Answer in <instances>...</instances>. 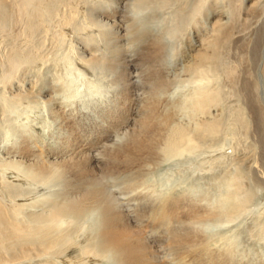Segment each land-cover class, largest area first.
Wrapping results in <instances>:
<instances>
[{"label": "rangeland", "instance_id": "obj_1", "mask_svg": "<svg viewBox=\"0 0 264 264\" xmlns=\"http://www.w3.org/2000/svg\"><path fill=\"white\" fill-rule=\"evenodd\" d=\"M85 1L88 3V6H91L90 4L94 5L98 0ZM247 1L207 0L203 9L194 16H192V13L195 3H193L194 6L192 4L187 6L184 16L173 15L174 10L179 11L175 3L169 4L164 9L158 7L153 9H145L144 7L134 8L133 6H128L127 10L120 8L118 14L112 16L113 19L110 17V20L112 19L111 21L109 20L110 22H120L128 26L127 22L132 21L135 17L138 24L139 22L144 23L146 21L144 24L148 28H155L159 31L161 29L166 32L167 28L170 27L169 32L165 33L169 44L166 49L159 53H151L148 49H144V43V45L139 44V47L137 43V46L136 44L133 45L130 39L131 35L123 34L121 44L124 56L128 62L127 67H129V84L123 83L115 72L110 71L105 66L97 63L90 65L81 60L80 56L83 54L87 57L93 53L95 54V52L99 56L108 55L107 50L102 47L106 43L104 44L100 40L98 29H94L95 31H93L94 40H87L85 36L81 37L77 34L81 33L82 36L84 35V31L79 29L85 20L84 17H78L76 20L73 37L69 34L67 35L68 37H62L60 31H58L59 27L56 26L58 15H48L44 21L45 23H42L45 24V27L41 24L40 27L27 29L25 28L27 16H24L23 21V16L19 15L13 6H6L3 12L0 13V201L9 207H20L19 218L23 217L22 221L31 224L39 223L37 222V217L49 215L50 210L57 203L64 200L65 196L61 194V191H66L69 186L65 184L60 185V176H36V166L42 164L56 167L61 160L69 159L78 153L102 150L105 144L112 142L116 137H120V140L123 139L122 141H127L133 134L132 129L135 123L145 115L149 109L150 102L156 96V99L160 98V105L162 104V107L160 106V113L161 110L162 113L167 110L175 112L174 115L177 119L176 123L179 122L178 125L185 124L186 127L192 128L197 124L196 122H200L203 119L217 118L220 123L219 129L213 135H208L203 139L200 138L196 143L186 145L184 147L185 151H174L176 154L173 152L168 155L169 157L166 158L168 160H165L159 167L152 169L148 173H145V175L140 174L138 176L140 180L136 175L125 178V181L120 178L119 183L118 180L114 183L111 177H105L104 181L105 183L107 182V188L117 207L123 208L122 210L131 215L134 226L142 230L148 240L157 242L154 248L157 249L156 258L161 264H174L175 262V264H178L177 261L174 262L172 260L174 255L168 254L172 250L170 246L162 241L160 243V237L164 233L165 229L163 228H165V225L162 223L164 220L160 222L159 220L161 219L152 215L153 211L155 212L157 208L154 206V202L156 201L153 198L150 201L147 197L148 194H151V189L163 182L167 187H174L175 195H178L184 187L185 189L188 188L190 194L188 195L195 198L194 200L199 204L198 213L203 214L205 212L204 209H213L219 205L226 206L227 195L234 188L231 183L234 181V178L243 175V182L247 186L246 195L249 197V201L246 207H244L247 210L243 209L232 222H226L225 218L208 219V222L204 221L202 226L205 225L204 227L205 229L207 228V231L213 229V232H217L215 237H217L218 243L211 245L213 249L220 247L219 250L221 252L225 251L224 253L228 256L231 255L233 250L232 256L229 257L231 258V262H233L232 264H264V181L257 183L256 179H254L252 170H255L258 164L255 163L253 167L250 166L252 163L251 157L254 155L253 149L257 145V141L254 138V133L252 134L253 127L247 130L245 125V117L242 113L245 103H242V100L240 101V96L238 91H236L235 71L233 70L234 66L238 68L240 65L247 63V49L244 46H238L235 40L232 39L226 43L228 45H223L221 48L223 52L221 49L219 50L220 58L218 59L221 60L216 59L213 62H207L202 67V70L196 71L197 73L194 70L190 71L186 69L188 61L185 58L189 54V48H191L188 45L189 42L192 41L193 44H199L201 39L212 37L213 23L216 19H221L232 32H238L244 36L245 34L249 35L257 24L264 25V6H262L264 5V0H257L256 6L258 7V12L252 14L248 12L249 1ZM59 3L58 0L53 2L54 5L56 4L55 6L61 5ZM60 8L62 9L63 7ZM102 8L103 6L99 10L101 11ZM128 17L132 18V20ZM98 19L105 20L104 16L103 18L96 16V20ZM18 21L20 23H17ZM105 21L103 22L105 23ZM147 23L149 24L147 25ZM18 24L23 25L19 26ZM46 27L49 33L44 29ZM104 29H109V26H104ZM66 30L70 33L71 28L68 27ZM111 33L112 31L109 30L108 35H110V38L114 35V31ZM182 33H184L188 43L179 51ZM75 34L77 35L75 36ZM53 36L56 38L54 39ZM27 37H31V39L28 40ZM20 40L23 42L21 43ZM30 41L31 44H29ZM106 42H110L109 45L112 44L111 39L106 40ZM26 44H29L27 48ZM73 44L79 47L84 46V48L86 47L89 50L86 49L87 51L82 54L72 50L73 53L71 52ZM23 46L24 49H22ZM40 46H42L45 52L41 51L40 53L39 50H42L38 48ZM16 48L18 49L17 52L19 51L16 58V62L19 64L18 73L16 72L15 76L9 81L6 76L11 73L14 65L10 54ZM23 50L24 53L28 54L27 56L25 53L27 57L23 55ZM101 50H106V52L104 51L103 53ZM262 53H264V49H262ZM21 54L24 57H20L22 56ZM163 79L170 81L164 86L160 83ZM36 87H39V89ZM29 88L36 92V94L42 90L45 94L43 96L42 92L38 93L39 96L34 95V97L30 98L31 101H28V97L25 98L24 95L28 92ZM204 88L205 90L209 89L208 92H204ZM211 90V93L215 96L214 103L212 104L211 102L208 110L204 112L199 109L197 100L205 94H210L209 91ZM18 94H21L23 98ZM163 104H165L164 107ZM122 107L123 111L121 110ZM120 115L123 116L121 117ZM118 116L119 118H117ZM249 119L251 118L249 117ZM109 138L111 141L108 140ZM25 144L30 145L33 150V153L28 156L21 154V148ZM18 160H20V163ZM258 171L260 176H262V169L259 166ZM127 179H131L133 184L130 181H126ZM137 179L138 182H134ZM136 184L138 185L137 187ZM129 192L131 193L129 194ZM22 194L24 195L22 196ZM75 195L76 192L71 193V196ZM141 195L146 196L142 197ZM244 195L245 193H242V196ZM135 196H141L139 200L143 201L140 202L137 200L138 197L136 198ZM13 198L18 201L16 202ZM144 198L147 201H144ZM129 200L131 201L129 202ZM11 201L12 203L15 201L16 204L10 205L11 203L9 202ZM21 202L23 203L21 204ZM147 203L149 204L147 205ZM139 204L141 205V209H139ZM199 206L203 207L200 208ZM146 208H149L147 210L148 213L147 211L145 213ZM137 210L140 211L137 212ZM149 210H152L150 215ZM136 212L137 214L135 215ZM97 213L99 212L89 213L90 215L88 214L78 219L77 223V219L72 220L69 218H65L67 220L63 219L64 223L61 221L60 225V222L57 223L56 228L60 227V230L63 229V231L66 228L68 229V233L67 230L66 233L68 240H70L68 242L70 245L66 244L70 248H66L68 246L66 244L61 245L59 248L57 247L59 250L55 249L47 254L49 257L44 255L39 259H34L32 264H35V261L39 264H44L43 260H48L45 264H48V262L49 264H64V262L65 264H72L73 262L75 264L76 260H81L83 257L79 255L78 249L83 245L85 237L92 232V227L99 216V214L96 215ZM145 214L146 216H143ZM155 219L159 220L156 221ZM69 222L71 225H74L70 226ZM62 223L63 225L68 224L63 227ZM153 224L160 226V228L158 226L154 228ZM58 232H62V230ZM159 233L161 234L160 237ZM220 238L221 240H219ZM61 248L63 251L60 250ZM56 254L59 256H56ZM91 256V258H87L88 264H96V261L100 260L102 262L104 261L103 259H105L104 264L113 263L112 258L107 256ZM65 258L68 261L64 260ZM71 259L74 261L72 262ZM92 259L96 260L93 261ZM100 261L97 264H101Z\"/></svg>", "mask_w": 264, "mask_h": 264}, {"label": "bare ground", "instance_id": "obj_2", "mask_svg": "<svg viewBox=\"0 0 264 264\" xmlns=\"http://www.w3.org/2000/svg\"><path fill=\"white\" fill-rule=\"evenodd\" d=\"M54 1H56V0H0V13L3 12V10L6 6H8V5L13 6L18 11V14L23 16V18H22L23 21H24V16L25 17L27 16L26 17L27 19L25 20L26 21V27L25 28H27V29H34L35 27H38V26L40 27V25L42 23H45L44 21H45V19H47L48 15H58V20H56V26L59 27L58 31H60V35L62 37L67 36L68 34L71 37H73L74 31H75L74 30V24L77 22L76 20L78 19V17H81V16L84 17L85 20L81 24V28H79L81 31H84V35L82 36L81 33H77V34L81 37L85 36L87 38V40H92L93 38L95 39L94 32H93V31H95L94 29H98L100 40L104 44L106 43L102 47H104V49L107 50L108 55L104 54L103 56L102 55L99 56V54L98 55L96 54L97 52H95V54H96L95 55L93 53L95 51L94 50L92 52L93 54H91L90 56L87 57L84 54H83L84 55L83 56L81 54L84 53L85 51L89 50V49H87L86 47L84 48V46L79 47V46L74 45V44L72 46L70 45L72 48L71 52H73V51H77L78 53L80 52L81 53L80 58L82 61H84L90 65H92V63H95V64L97 63L101 66L103 65L107 69H109L110 71L115 72V74H117V76L120 77V79L122 80L123 83L129 84V82H128L129 81V75H130L128 72L129 67H127L128 62L124 56V53L122 50V44H121L122 43V36H124L123 34L125 33V34L131 35L130 39H131V42L133 43V45L137 43L138 47H139V44L142 45L144 43L146 45L145 46L143 44L144 49H148V51L151 53H159L160 51H163L164 49H166L168 44H169L167 39H166L167 37L165 36V33L169 32L170 27L167 28L166 32H165V30H161V29L159 31L155 28L154 29L148 28L144 24V23H146L145 20H144L145 21L144 23L139 22V24H138L136 22L137 19H135V17L133 20H132V18L128 17L132 21L127 22L128 19H127V21L125 20L128 23V26H125L124 23L123 24L120 22L112 23L113 21L110 22L113 19L112 16H115L116 14H118V11L120 8H122L123 10H127L128 6L129 7L133 6L134 8L135 7H139V8L144 7L145 9H151V8L153 9V8H157V7L164 9L171 3L172 4L175 3L177 6V9H179V11L174 10L173 15L184 16V14H185L184 11H186L187 6H189L191 4L194 6L193 3H195V7H194L193 13H192L193 14L192 16H194L195 14H197L198 12H200L203 9V6L205 5L207 0H98L94 5L90 4L91 6H88V3H86L85 0H58L60 2L59 4H61L58 6H55L56 4L55 5L53 4ZM248 1H249V5H248L249 14L258 12L257 11L258 7L256 6L257 0H248ZM239 2H241V1H239ZM59 6L63 7V8L61 9ZM101 6H103L104 9L102 8V10L100 11L99 9L101 8ZM262 6H264V5H262ZM4 15H6V14H4ZM96 16L97 17L99 16L102 18L104 16L106 21L105 20H99V19H98L99 20L98 21V20H96ZM110 17L112 18L111 20H110ZM145 18H147V17H145ZM170 18H172V17L170 16ZM177 19H176V21H177ZM13 20H14V18H13ZM15 20H16V17H15ZM234 20H236V19H234ZM10 21H12V20H10ZM103 21H105V23ZM126 22H125V24H126ZM17 23H20V22L18 21ZM23 24H24V22H23ZM23 24H20V25L18 24V25L21 26ZM148 24L149 23H147V25ZM42 25L44 26L45 24H42ZM107 25L109 26V29H104V26L106 27ZM47 27L50 28L49 26H47ZM47 27L44 29H46V31L48 32ZM68 27L71 28V31L68 30V31H70V33H68L66 30V29H68ZM23 28H24V26H23ZM25 30H23V31L25 32ZM109 30L112 31V33L114 31V35H112L111 38H110V35H108ZM77 34H75V36ZM253 34H254V36H253ZM26 35H28V34H26ZM33 35H34V33H33ZM31 36H32V34H31ZM36 36H37V34H36ZM70 36H69V38H70ZM19 37H20V35H19ZM55 38L56 37H54V39ZM27 39L29 40V39H31V37L30 38L27 37ZM109 39H111V41H112L111 45H109L110 42L109 43L106 42V40L108 41ZM232 39L235 40V42L237 43L238 46H244L247 49L246 50L247 55H248L247 63L240 65V67H238V68H235L237 66H234V69H233L235 71V73H234L235 79L234 80H235V84H236V91H238V94L240 96L239 99H240V101L242 100V103H245V107L242 109L243 116L245 117V125L247 127V130H249L251 127H253L252 134L254 133V136H255L254 138L257 141V145H255V147L253 149L254 155H253V157H251L252 163L250 166L253 167V164H255V163L258 164V166L262 169V174L264 175V53H262V49H264V25L257 24L254 27V29L251 30V33L249 35L245 34V36H244L241 33H238V32L235 33L234 31L232 32L230 30V28L227 27V25L221 21V19H216L213 23V35H212V37L201 39V42L199 44H197V43L193 44L192 41L188 43L184 33H182V36L180 38V43H179V51L182 50L184 45H187V43H188V45L191 48H189V54L187 56H185V58H187L186 61H188L186 64V69H188L190 71L194 70L195 72L196 71L198 72V71L202 70V67H204L207 62L210 63L211 61L213 62L214 60L220 58L219 57V50L223 47V45H225L228 41H230ZM32 40H33V38H32ZM20 42L22 43L23 41L20 40ZM25 42H26V40H25ZM26 43H28V42H26ZM66 43H67V41H66ZM24 44H22V45H24ZM29 44H31V41ZM137 44H136V46H137ZM28 45L26 46V48L28 47ZM96 45H98V44H96ZM100 45H101V43H100ZM226 45H228V44H226ZM42 46L44 47L43 44H42ZM42 46H40L38 48L42 49ZM10 48H12V47H10ZM45 48H47V47H45ZM22 49H24V46ZM48 49H50V48H48ZM6 50H7V48H6ZM17 50L18 49L16 48V50L12 54H10L11 55L10 57L13 60L14 65H13V67L11 66L12 67L11 73H9L6 76L7 80H9V81L15 76V74L19 68V66H18L19 64L16 62L17 61L16 58L18 56L17 54L19 53V51L17 52ZM90 50H91V48H90ZM106 50H104V51L106 52ZM39 51L41 53V51H43V49L39 50ZM101 51H103V50H101ZM104 51H103V53H104ZM43 52H45V51H43ZM46 52H48V51H46ZM69 52H70V49H69ZM222 52H223V50H222ZM23 53H24V50H23ZM25 53L23 55H25ZM32 54H34V53H32ZM23 55L20 57H24ZM26 55L28 56L27 53H26ZM8 56H9V54H8ZM10 57H9V59H10ZM34 57H36V56H34ZM218 60H221V59H218ZM43 61H44V59H43ZM8 64L10 65V63H8ZM217 65H218V61H217ZM231 71H232V69H231ZM231 74H233V73L231 72ZM17 76H16V78H17ZM3 78H4V76H3ZM117 79H119V78H117ZM56 80H58V79H56ZM165 80L163 79L160 82L164 86L168 84V81H170V80H168V81L167 80L165 81ZM33 86H34V84H33ZM37 89H39V87ZM208 90L209 89L205 90V88H204V92L205 91L208 92ZM209 92H210V94L209 93L205 94L197 100L199 109L204 111V112H206L208 110L211 102H212V104L214 103L213 101H214L215 96L213 93H211L212 90ZM38 93L36 94V92L32 91L29 88L28 92L24 95V97L25 98L28 97L27 100L31 101L30 98L34 97V95L39 96L40 93L39 94ZM42 94L44 96L45 93L42 92ZM155 94H156V92H155ZM218 94H220V93H218ZM18 95H21V94H18ZM201 95H202V93H201ZM197 96H199V95H197ZM21 97H22V95H21ZM157 97H158V94H157ZM154 98L155 99H153V101L150 102L149 109L146 111L145 115L142 118L138 119L139 121H137L135 123V126L133 129L131 127V129L133 130V132H132L133 134L130 136V138L127 141H122L123 139L120 140V137H116V139H113L112 142L105 144L104 148L102 150H96L95 152L94 151H92V152L84 151V152L78 153L76 155H73L69 159L67 158V159L61 160L59 162L58 166H56V167H53L50 165H42V164H38L36 166V171H35L36 176H38V177H46V176L49 177L51 175L60 176V179H59V181L61 182V183L59 182L60 185L65 184V185L69 186L68 187L69 191H68V188L64 192L61 191V194H63L65 196L64 200L61 201L60 203H57L53 207V209L51 206L52 210H50L49 215H47L45 217H37V222H39V223L31 224V223H27V222L22 221L21 219L23 217L19 218L20 207L19 208H15V207H11V206L9 207V206H7V204H3L0 201V264H32V261L34 259H39L40 257H42L44 255L49 257V255H47V254H49L53 250L57 249V247L59 248L61 245H64V244L70 242V240H68V236H67L68 229L66 228L67 233H66V230L63 231V229H61L62 232H58L61 230H60V227L56 228V224L60 222L59 223V225H60L61 221L65 218H69L72 220L77 219V221H76V223H77L78 219L83 218L84 216L88 215L89 213H92V212L95 213V211L99 212L96 214V215L99 214V216L97 217V220L95 221V224L92 227V232L89 233L87 237H85L86 239L84 240L83 245L80 244L81 246L78 249L79 255H81L84 259L82 258L81 260H76L75 264L76 263L77 264H88L89 262L87 261V258H89V257L91 258L92 257L91 255L107 256L109 258H112V260H113L112 264H161L160 261H158L156 258L157 249L154 248L156 246L157 242L155 243V242H153L154 240L152 242L150 240H148L147 237L145 236L144 232L142 230H140L139 228H136V226H134L133 221L131 219V215H128V213H126L124 210H122L123 208L121 209V208L117 207L116 203L114 202L112 195L109 193V190H108L107 185H106L107 182L105 183L104 179H106L105 177L109 176V177H111L112 181H114V183L117 182L116 180H118V183H119V181L121 179H123L125 181V178H127V177H133V176L137 175L136 177L138 178V176L140 174L145 175V173H148L152 169L157 168L161 164H163L165 162L166 158L169 157L168 155L172 154L174 151H181V152L185 151L184 147L186 145L191 144V143H196V141H198L200 138L203 139L204 137H206L208 135L215 134L219 129L220 123H219L217 118H206V119L201 120L200 122L195 121L197 124L194 123L196 125L192 128L186 127L185 124L178 125L179 122L176 123L177 119L175 118V115H174L175 112L173 113V111L167 110L166 112L163 111V113H162V110H161V113H160V106L162 107V104L160 105V101H159L160 98L156 99V96H154ZM195 98H197V97H195ZM18 99H20V98H18ZM238 103H239V101H238ZM17 104H18V102H17ZM164 106H165V104H163V107ZM175 109H172V110H175ZM199 109H198V111H199ZM121 110L123 111V107ZM125 110H126V108H125ZM117 112H119V111H117ZM249 117L251 119H249ZM117 118H119V116ZM182 125H185V126H182ZM238 126H240V125H238ZM220 130H221V128H220ZM127 132H129V131H127ZM108 140H110V138ZM24 143H26V142H24ZM246 146H247V144H246ZM32 151L33 150L30 147V145H27V144L23 145V147L21 148V154L23 156H28V155L32 154L33 153ZM181 157H182V155H181ZM18 161L20 163V160H18ZM244 161H246V160H244ZM258 166L255 168V170H252L251 167H249V168L252 170V173L254 174V179H256L257 183H260V182L264 181V178H263V175L260 176L259 171H258ZM239 170H240V168H239ZM241 171H242V169H241ZM239 176L240 177L234 178V181L231 183V185L234 188H233V191H231V193H229L227 195L226 206L219 205V206L214 207L213 209L212 208L204 209L205 212L203 210V212H204L203 214L198 213V211H199L198 205L199 204L196 203V201L194 200L195 198H192L191 196H189L190 194L188 192V188L185 189V187L184 188L182 187L183 189L181 190V193L178 195H175L174 187H167V185L165 186V184H163V182L158 184V185H155L153 189L150 188L152 191L150 192L151 193L150 195L148 194L149 196L147 195V197L149 198V200L151 198H153L154 201H156V202H154V206H155V208H157L155 212L153 211L152 215H153V217L155 216L156 218L161 219V220L157 219L160 222H162L164 220V222H162V223H164V225H165V228H163V229H165L164 233L162 232L165 236L163 234L161 235L159 233V237L161 235L160 243L162 241L163 243H166L170 246V249H172V250L168 254L174 255L172 258V260H174V262L177 261L178 264H232L233 263V262H231V258H229L230 256H232L233 250H232V252L230 251L231 255L228 256L226 253H224L225 251H222L223 252L222 253L219 250L220 247L219 248L216 247L213 249L211 247V245L213 243H218L217 242L218 239H217V237H215L217 232H213L214 231L213 229H211L212 231L211 230L207 231V228L205 229V227H204L205 225L202 226V224H204L203 223L204 221L208 222V219H218V218H220V219L225 218L226 222H232L237 218L238 214L241 211H243V209H245L244 207H246V204L249 201V197H248V195H246V190H247L246 189L247 188L246 183H244L243 179H242V177H244V176L243 175H239ZM138 179H137V181H134V182L137 183ZM13 181H15V180H13ZM126 181H130L131 184H133L131 179H127ZM43 183H44V181H43ZM41 184H42V182H41ZM46 184L48 185V183H46ZM127 184H129V183H127ZM56 185H58V184H56ZM134 185H135V183H134ZM133 186H130V187H133ZM137 186L138 185L136 184V187ZM55 188H58V187H55ZM16 189H17V187H16ZM18 190H20V189L18 188ZM43 190L45 191L44 188H43ZM47 190H49V189H47ZM51 190H52V186H51ZM21 191H22V189H21ZM58 191H59V189H58ZM72 192H74V193L76 192V195L71 196ZM33 193H36V192H33ZM130 193L131 192H129V194ZM242 193H245V195L242 196ZM13 194H15V193H13ZM23 195L24 194H22V196ZM141 196L143 197L146 195H141ZM141 196H139V197L137 196L138 197L137 200H139V198ZM136 198L133 197V199H135V200H136ZM0 199H1V197H0ZM14 200L16 202L18 201L16 199H14ZM15 201L13 203L16 204ZM130 201L131 200H129V202ZM142 201H140V202H142ZM144 201H147V200H145V198H144ZM9 203H11L10 205L13 204L12 201ZM22 203L23 202H21V204ZM155 203H157V204L155 205ZM135 204H137V203H135ZM148 204L149 203H147V205ZM147 205H145V206H147ZM202 207H200V208H202ZM22 209H23V207H22ZM139 209H141V205H140ZM148 209L146 208L145 213ZM152 210H149V215H150V212H152ZM245 210H247V209H245ZM138 211H140V210H137V212ZM137 212L135 213V215L137 214ZM147 213H148V211H147ZM93 215H95V214H93ZM139 216H142V215H139ZM143 216H146V214ZM135 218H137V216H135ZM138 218H141V217H138ZM143 218H145V217H143ZM65 220H67V219H65ZM44 221H45V223H43ZM65 222H68V221H65ZM176 222H177V224H175ZM63 223H62L63 227H65L64 225L67 226V224H68V223H66L63 225ZM71 223H73V222H71ZM71 223H70V226H73L74 224L71 225ZM210 223H213V222H210ZM210 225H212V224H210ZM153 226H155V225L153 224ZM157 226L158 225H156L154 228H156ZM158 227L160 228V226H158ZM162 227H164V226H162ZM70 228H72V227H70ZM88 228H90V227H88ZM56 229H59V230H56ZM152 232H155V231H152ZM208 232H210V233H208ZM157 233H155V234H157ZM69 235H70V237H72L71 234H69ZM219 240H221V238ZM68 244H66V245H68ZM68 246H66V248H70V246L69 247ZM62 248L60 250L63 251L64 248L63 249ZM57 250H59V249H57ZM223 250H226V249H223ZM56 256H59V255L56 254ZM43 259H45V258H43ZM64 260H66V258ZM64 260H63V262H64ZM92 260L94 261L96 259H92ZM103 260L105 261V259H103ZM106 260H107V258H106ZM47 261L48 260H46V261L43 260L42 262L47 263ZM66 261H68V260H66ZM73 261L74 260H72V262ZM99 261H96V264ZM104 261H102V262L100 261V263L104 264ZM53 263H54V261H53ZM35 264H39V263L35 261ZM48 264H49V262H48ZM64 264H65V262H64Z\"/></svg>", "mask_w": 264, "mask_h": 264}]
</instances>
